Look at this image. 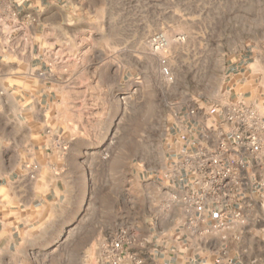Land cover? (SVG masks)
<instances>
[{
	"label": "rangeland",
	"instance_id": "rangeland-1",
	"mask_svg": "<svg viewBox=\"0 0 264 264\" xmlns=\"http://www.w3.org/2000/svg\"><path fill=\"white\" fill-rule=\"evenodd\" d=\"M12 2L13 47L36 42L31 30L42 6L45 19L53 14L60 19L59 10L64 13V22L55 27L45 22L44 45L69 54L68 62L101 46L110 61L117 48L125 60L124 82L110 91L107 103L77 112L71 124L76 148L72 175L55 223L44 234V263L39 257L37 264H50L49 259L52 264H101L102 245L120 229L133 245L170 219L179 224L183 206L172 191L175 183L165 177L171 144L185 137L180 128L187 114L199 116L224 99L225 68L239 57L231 53L260 46L264 0ZM22 4L29 5L27 12L20 13ZM159 31L169 39L166 53L149 44ZM162 56L168 75L160 72Z\"/></svg>",
	"mask_w": 264,
	"mask_h": 264
},
{
	"label": "crops",
	"instance_id": "crops-1",
	"mask_svg": "<svg viewBox=\"0 0 264 264\" xmlns=\"http://www.w3.org/2000/svg\"><path fill=\"white\" fill-rule=\"evenodd\" d=\"M12 3L4 0L0 5V264H37L39 257L44 263V234L55 223L72 175L76 148L71 124L77 112L92 111L98 101L107 103L110 91L124 82L125 60L117 48L110 61L107 48L101 46L68 62L69 54L44 45L45 22L55 27L64 22V13L59 10L60 19L54 14L45 19L42 6L31 30L36 42L13 47ZM28 9L22 4L20 13ZM24 23L28 36L27 16ZM261 36L258 48L231 53L239 57L225 68L222 102L182 119L185 137L171 144L166 167L184 151L216 145L221 108L229 101L243 99L264 116V32ZM230 146L227 162L237 157L246 162L248 182L233 204L245 222L199 233L214 222V215L192 229L182 207L184 220L179 224L170 219L163 229H149L142 242L130 246L143 264H264V149L251 154ZM33 164L38 166L35 171ZM173 183L172 191L179 194V183ZM48 261L52 264L53 259Z\"/></svg>",
	"mask_w": 264,
	"mask_h": 264
},
{
	"label": "built area",
	"instance_id": "built-area-1",
	"mask_svg": "<svg viewBox=\"0 0 264 264\" xmlns=\"http://www.w3.org/2000/svg\"><path fill=\"white\" fill-rule=\"evenodd\" d=\"M154 51L166 53L169 39L164 32H155L149 38ZM167 58L160 59V72L169 74ZM190 113H194L191 110ZM220 133L212 148L199 147L184 151L173 162L165 177L179 183L178 201L186 213L187 224L198 228L214 215V222L204 225L198 232L226 230L236 223H244L245 217L233 208L239 189L247 184L246 162L237 157L230 163L227 154L231 144L257 154L264 149V116L258 109L243 99H234L221 108ZM37 165L32 166L35 170ZM174 198H177L174 195ZM195 229V230H196ZM132 240L127 231L120 229L101 248V264H143L132 249Z\"/></svg>",
	"mask_w": 264,
	"mask_h": 264
}]
</instances>
